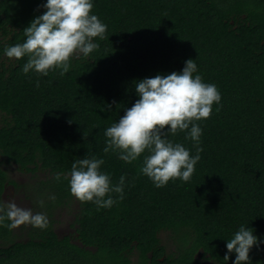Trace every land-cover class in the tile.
Returning a JSON list of instances; mask_svg holds the SVG:
<instances>
[{
    "label": "trees",
    "instance_id": "obj_1",
    "mask_svg": "<svg viewBox=\"0 0 264 264\" xmlns=\"http://www.w3.org/2000/svg\"><path fill=\"white\" fill-rule=\"evenodd\" d=\"M44 2L0 0V153L21 172L48 171L37 186L53 193L35 205L46 229L29 225L18 240L15 228L0 226V264H202L200 250L225 264L226 240L241 224L264 238V0H94L93 14L107 25L99 47L63 76L25 75L27 58L9 60L4 49L23 41ZM190 58L221 104L197 122L202 151L191 179L157 188L139 171L143 156L125 163L103 152L104 131L138 99L136 80L180 71ZM185 135L169 138L194 155ZM93 155L114 184L125 176L124 198L101 209L79 201L74 242L54 227L59 207L75 198L68 180L55 177ZM10 182L0 162V201ZM163 230L176 234V252L162 244ZM249 255L264 264V244Z\"/></svg>",
    "mask_w": 264,
    "mask_h": 264
},
{
    "label": "clouds",
    "instance_id": "obj_2",
    "mask_svg": "<svg viewBox=\"0 0 264 264\" xmlns=\"http://www.w3.org/2000/svg\"><path fill=\"white\" fill-rule=\"evenodd\" d=\"M93 7L94 0H45L37 6L44 9L42 14L23 29V41L7 46L4 55L9 60L26 57L22 67L25 75L35 72L47 76L56 70L65 75L73 59L80 55L88 57L99 47L96 38H105L107 25L93 14ZM134 87L138 99L105 129L103 152H111L125 163L143 156L139 171L157 188L170 180L188 182L201 159L202 128L197 122L210 117L213 104H221L219 89L203 81L191 58L184 62L182 70L138 79ZM110 110V104L102 108ZM178 132H185V139L195 143L194 155L182 143L169 138ZM103 164V158L85 156L73 162L70 173H56L55 178L60 180L63 175L71 194L79 201L92 202L98 209L111 208L124 198L126 180L122 175L114 184L110 173L101 170ZM22 224L43 230L49 220L42 212L33 213L15 202L0 201V226L13 229ZM261 244L264 238L241 224L226 240L225 264L233 253L232 264H252L249 253L253 246L259 249Z\"/></svg>",
    "mask_w": 264,
    "mask_h": 264
},
{
    "label": "rangeland",
    "instance_id": "obj_3",
    "mask_svg": "<svg viewBox=\"0 0 264 264\" xmlns=\"http://www.w3.org/2000/svg\"><path fill=\"white\" fill-rule=\"evenodd\" d=\"M0 117V125H1ZM0 162L9 174L11 182L7 185L4 193V202H15L19 207L29 208L33 213H36L35 205L43 207L46 200L52 199V192L50 190H43L42 184L37 186V181L46 178L49 175L48 171L40 169L38 172H21L17 165L7 162L6 158L0 153ZM80 212V202L73 198L67 205L62 206L55 213V230L61 237L69 232L75 233L78 226L77 219ZM30 224H22L15 228L18 234V240L27 237L26 228ZM162 244L166 247L169 254L175 251L176 234L170 230H163L160 232ZM134 254L133 258L136 259ZM197 257L203 264H218L214 260L206 256L202 250L197 253Z\"/></svg>",
    "mask_w": 264,
    "mask_h": 264
},
{
    "label": "flooded vegetation",
    "instance_id": "obj_4",
    "mask_svg": "<svg viewBox=\"0 0 264 264\" xmlns=\"http://www.w3.org/2000/svg\"><path fill=\"white\" fill-rule=\"evenodd\" d=\"M62 207V206H61ZM60 208V207H59ZM79 226H77V228H78ZM77 228H76V231H77ZM75 231V233H73V232H69L68 234H66V235H63V236H61V237H65V236H70V237H74V242H78V240H76L75 238H76V236H77V232ZM177 251V249H176V245H175V251L174 252H176ZM201 261V260H200ZM201 263H202V261H201ZM203 264V263H202Z\"/></svg>",
    "mask_w": 264,
    "mask_h": 264
}]
</instances>
